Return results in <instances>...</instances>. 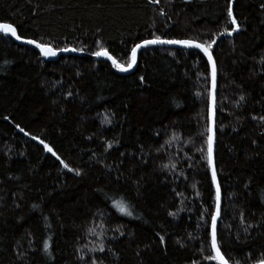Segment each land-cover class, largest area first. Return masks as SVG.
<instances>
[{"label":"trees","instance_id":"obj_1","mask_svg":"<svg viewBox=\"0 0 264 264\" xmlns=\"http://www.w3.org/2000/svg\"><path fill=\"white\" fill-rule=\"evenodd\" d=\"M0 264H220L209 160L217 69V244L264 261V0H0ZM48 143L59 159L46 154Z\"/></svg>","mask_w":264,"mask_h":264},{"label":"water","instance_id":"obj_2","mask_svg":"<svg viewBox=\"0 0 264 264\" xmlns=\"http://www.w3.org/2000/svg\"><path fill=\"white\" fill-rule=\"evenodd\" d=\"M0 34H3L10 39H12L14 42H16L19 45L28 46L35 51H37L43 58L47 60H56L61 55H88L84 52H79L75 50L74 48H69L66 50H55L49 46H45L42 44H39L38 42L34 40H28L23 39L19 36L18 31L16 27L10 23H0ZM149 47H166V48H176V49H184V50H196L199 53H201L207 60L209 67H210V74H211V85H210V100H209V137H208V160H209V167H210V173L213 181V185L215 188L216 193V207L214 211V215L211 221L210 226V235H211V247L213 254L217 261L220 264H230L227 262V260L223 257L221 254L218 244H217V226L218 221L220 217L221 212V206H222V193L219 186V181L216 174V163H215V152H214V145H215V102H216V86H217V69L216 65L213 59V56L211 54V51H209L204 45L201 43L195 42V41H189V40H167V39H150L145 40L140 43H138L131 52V61L129 65H119L116 60L105 50L89 55L97 60H103L110 62L114 68V70L121 75H126L132 73L138 62V54L146 48ZM44 150L46 154H50L56 159H59L57 154L53 151L51 146L46 143L44 145ZM256 264H264V261L256 263Z\"/></svg>","mask_w":264,"mask_h":264}]
</instances>
